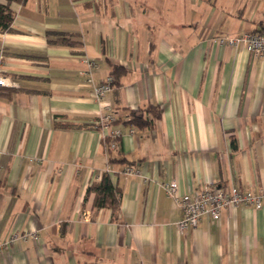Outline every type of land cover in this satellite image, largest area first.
I'll use <instances>...</instances> for the list:
<instances>
[{
  "label": "crops",
  "instance_id": "1",
  "mask_svg": "<svg viewBox=\"0 0 264 264\" xmlns=\"http://www.w3.org/2000/svg\"><path fill=\"white\" fill-rule=\"evenodd\" d=\"M10 7L0 33V72L14 82L0 87V241L38 239L11 244L0 264H264V208L226 207L182 233V209L160 186L264 192V57L217 41L264 26V0ZM48 32L75 43H49ZM113 65L123 71L99 103L93 89ZM105 104L121 131L108 156L95 125ZM149 105L160 110L146 115L151 126L127 123ZM104 172L120 191L115 213L88 192Z\"/></svg>",
  "mask_w": 264,
  "mask_h": 264
},
{
  "label": "built area",
  "instance_id": "2",
  "mask_svg": "<svg viewBox=\"0 0 264 264\" xmlns=\"http://www.w3.org/2000/svg\"><path fill=\"white\" fill-rule=\"evenodd\" d=\"M218 43L229 46L244 47L253 57H264V29L263 31L244 32L237 36H224L217 38ZM3 48H0V61L3 59ZM88 67L95 64L91 60H86ZM87 81H91V72L88 69ZM114 79L112 75H108L103 82L95 86L93 89L94 98L99 102H103L106 94L113 89ZM14 82L0 72V87H12ZM106 112L101 113L95 121V125L103 133L104 148L106 155L116 151L118 148V140L121 137V131L117 128L110 129L116 118L108 104L104 105ZM132 131V130H131ZM109 171V169H107ZM124 174L141 175V172L132 166H126ZM164 192L182 209V218L176 222L179 232H184L188 228L196 227L202 216H207L213 221L220 219L222 210L226 207H236L241 204L252 205L255 209L264 208V192L241 191L236 188H223L214 184H207L199 190L181 193L178 184L174 181L160 183ZM38 239L34 232H13L4 240L0 241V254L6 250L11 244L18 240Z\"/></svg>",
  "mask_w": 264,
  "mask_h": 264
},
{
  "label": "trees",
  "instance_id": "3",
  "mask_svg": "<svg viewBox=\"0 0 264 264\" xmlns=\"http://www.w3.org/2000/svg\"><path fill=\"white\" fill-rule=\"evenodd\" d=\"M18 0H0V33L10 29V26L14 20L15 13L11 9L10 4L17 2ZM264 26L260 27L258 31H263ZM48 42L63 45H73L75 42L62 33L48 32ZM123 71V68L118 65H113L111 68L110 75L113 76L114 84L118 78V74ZM150 114L153 119H157L160 116V110L157 105H149L145 109H134L128 112L130 119L127 123L137 127L151 126L153 123L152 118H148L146 115ZM115 160V159H110ZM121 160V159H119ZM88 192L94 193V206L109 207L113 213L118 210V196L119 189L115 187L109 177V174L104 172L100 179L92 182L88 187Z\"/></svg>",
  "mask_w": 264,
  "mask_h": 264
}]
</instances>
